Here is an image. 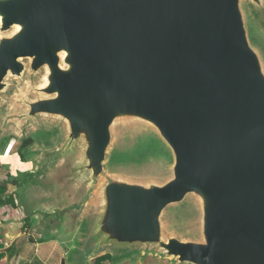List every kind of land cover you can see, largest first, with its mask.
<instances>
[{"label": "water", "instance_id": "obj_1", "mask_svg": "<svg viewBox=\"0 0 264 264\" xmlns=\"http://www.w3.org/2000/svg\"><path fill=\"white\" fill-rule=\"evenodd\" d=\"M246 7L264 30V0H0V102L10 78L39 76L24 119L62 133L32 172L52 223L79 231L62 264L144 250L264 264V58ZM133 121L171 152L170 175L102 184L113 128ZM188 204L194 237L168 235Z\"/></svg>", "mask_w": 264, "mask_h": 264}, {"label": "rangeland", "instance_id": "obj_2", "mask_svg": "<svg viewBox=\"0 0 264 264\" xmlns=\"http://www.w3.org/2000/svg\"><path fill=\"white\" fill-rule=\"evenodd\" d=\"M250 15L247 9L249 37L264 58V30ZM41 80L39 76L10 78L8 90L2 93L4 99L0 102V182L9 181L17 187L38 183L32 172L38 170L42 152L56 147L61 140L62 133L55 127L53 119L41 117L30 123L24 119L27 102L37 97L34 88ZM27 139H32V144L20 150ZM172 163L171 152L159 140L157 132L150 125L140 121H133L124 126L116 125L113 128V140L108 152L106 174L102 184L112 176L140 181H163L170 175L169 166ZM26 166L28 172L21 174ZM38 188L45 190L41 185ZM44 193L48 202L52 204L50 201L52 193L50 191ZM24 198L25 196L22 197ZM198 215L195 206L191 204L177 208L166 216V233L194 237L191 221ZM94 263L95 259H92L86 264ZM105 264L175 263L171 257L164 256L160 252L144 250L119 260H106Z\"/></svg>", "mask_w": 264, "mask_h": 264}, {"label": "crops", "instance_id": "obj_3", "mask_svg": "<svg viewBox=\"0 0 264 264\" xmlns=\"http://www.w3.org/2000/svg\"><path fill=\"white\" fill-rule=\"evenodd\" d=\"M28 170L26 166L21 174ZM4 184L7 189L0 198V251L4 257L0 264H62L75 247L79 231L65 223H52L49 214L54 208L37 185Z\"/></svg>", "mask_w": 264, "mask_h": 264}, {"label": "trees", "instance_id": "obj_4", "mask_svg": "<svg viewBox=\"0 0 264 264\" xmlns=\"http://www.w3.org/2000/svg\"><path fill=\"white\" fill-rule=\"evenodd\" d=\"M32 142H33L32 139H27L20 150H22L25 146L31 145ZM6 189H7V186L4 184V182H0V198H2L3 194L6 192ZM1 247L2 246L0 245V248ZM3 257H4V254L3 252L0 251V262ZM110 259L115 260L111 254H105V255H102L96 258L94 264H105V261L110 260Z\"/></svg>", "mask_w": 264, "mask_h": 264}, {"label": "bare ground", "instance_id": "obj_5", "mask_svg": "<svg viewBox=\"0 0 264 264\" xmlns=\"http://www.w3.org/2000/svg\"><path fill=\"white\" fill-rule=\"evenodd\" d=\"M0 21H1V17H0ZM19 27V26H18Z\"/></svg>", "mask_w": 264, "mask_h": 264}]
</instances>
